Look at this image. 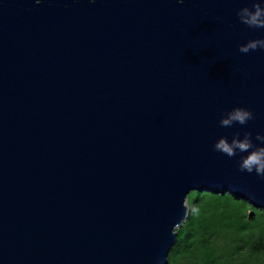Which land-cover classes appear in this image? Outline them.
<instances>
[{
  "label": "water",
  "instance_id": "obj_1",
  "mask_svg": "<svg viewBox=\"0 0 264 264\" xmlns=\"http://www.w3.org/2000/svg\"><path fill=\"white\" fill-rule=\"evenodd\" d=\"M254 2L0 0V264H169L192 191L264 209L212 147L264 134Z\"/></svg>",
  "mask_w": 264,
  "mask_h": 264
},
{
  "label": "trees",
  "instance_id": "obj_2",
  "mask_svg": "<svg viewBox=\"0 0 264 264\" xmlns=\"http://www.w3.org/2000/svg\"><path fill=\"white\" fill-rule=\"evenodd\" d=\"M169 264H264V209L230 193L192 191Z\"/></svg>",
  "mask_w": 264,
  "mask_h": 264
},
{
  "label": "clouds",
  "instance_id": "obj_3",
  "mask_svg": "<svg viewBox=\"0 0 264 264\" xmlns=\"http://www.w3.org/2000/svg\"><path fill=\"white\" fill-rule=\"evenodd\" d=\"M42 0H35L36 4H40ZM95 3V0H89ZM185 0H176L177 4H183ZM239 21L250 27L264 29V0H257L251 7L244 6L237 12ZM264 50V38L251 39L246 43L239 45V52L248 53L250 50ZM254 119V113L251 109L237 106L228 110L221 115L219 125L221 127H231L234 124L245 125L249 120ZM252 133L245 131L241 138L240 132L233 133L231 140L228 137L221 136L213 144V150L227 155L229 158L237 155V153H247L241 155L238 161V169L241 172L249 174L255 173L256 176L264 179V134L257 132L255 140L258 144L253 143Z\"/></svg>",
  "mask_w": 264,
  "mask_h": 264
}]
</instances>
